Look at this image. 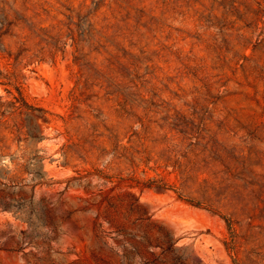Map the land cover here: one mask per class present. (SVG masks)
Segmentation results:
<instances>
[{"label": "rangeland", "instance_id": "1", "mask_svg": "<svg viewBox=\"0 0 264 264\" xmlns=\"http://www.w3.org/2000/svg\"><path fill=\"white\" fill-rule=\"evenodd\" d=\"M172 2L0 0V264H264V210L251 225L230 217L207 193V171L184 183L177 170L210 119L211 106L194 101L205 85L241 98L231 83L219 88L214 55ZM88 24L107 41L89 57ZM120 27L127 39L112 38ZM123 54L141 95L154 97L140 142L117 112ZM24 103L32 120L15 112Z\"/></svg>", "mask_w": 264, "mask_h": 264}, {"label": "trees", "instance_id": "2", "mask_svg": "<svg viewBox=\"0 0 264 264\" xmlns=\"http://www.w3.org/2000/svg\"><path fill=\"white\" fill-rule=\"evenodd\" d=\"M172 3L195 24L197 42L204 43L214 55L212 70L219 72L215 76L219 77L217 83L224 80L219 88L231 83L239 90L237 95L241 98L230 97L227 91L211 96L208 85H205V92H200L194 101L206 104V109L211 106L208 111L210 119L195 133L196 136H191L195 141L188 144L184 162H178L177 170L184 183L193 174L207 171L211 178L203 182L207 193L218 194L220 208L231 210L230 217L238 213L243 221L251 225L255 214L264 210V0H173ZM89 14L92 12L86 15ZM119 14L124 25L127 24L124 19L129 15L128 9L119 8ZM117 30V35L114 32L111 35L113 39L114 36L127 39L122 27ZM208 31L211 33L205 37ZM70 34L73 36L74 31L70 30ZM96 36L94 24H88V52L85 56L89 57L91 52L107 44L105 39L103 41ZM74 42L77 47L76 40ZM123 59L124 67L130 69V73L121 75L124 93L117 112L126 124L125 133L130 134V139L140 142L149 134L147 116L154 97L145 99L141 95V87L135 81L139 68L128 64L125 54ZM105 62L107 69L116 65L112 56ZM21 108L30 120L35 117L33 107L24 103L15 108V112ZM75 110V107H70L69 119ZM40 112L47 114L41 109ZM179 118L177 115L175 121ZM138 127L139 132L136 130ZM180 129L178 132L185 136L191 130L186 125ZM110 134L109 139L114 142L112 156L123 158L120 151H126V147L117 144V136L112 132ZM26 135L33 137L30 130L26 131ZM85 144L77 146L84 151ZM97 150L104 152V149ZM129 161L132 166L133 160L130 158ZM226 224L237 237L236 223L226 220Z\"/></svg>", "mask_w": 264, "mask_h": 264}]
</instances>
